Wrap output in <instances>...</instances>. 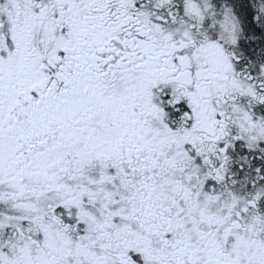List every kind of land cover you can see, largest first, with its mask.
Masks as SVG:
<instances>
[{
  "label": "snow or ice",
  "instance_id": "1",
  "mask_svg": "<svg viewBox=\"0 0 264 264\" xmlns=\"http://www.w3.org/2000/svg\"><path fill=\"white\" fill-rule=\"evenodd\" d=\"M0 264H264V0H0Z\"/></svg>",
  "mask_w": 264,
  "mask_h": 264
}]
</instances>
